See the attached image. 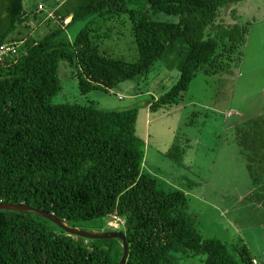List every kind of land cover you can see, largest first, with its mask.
Listing matches in <instances>:
<instances>
[{"label": "trees", "instance_id": "1", "mask_svg": "<svg viewBox=\"0 0 264 264\" xmlns=\"http://www.w3.org/2000/svg\"><path fill=\"white\" fill-rule=\"evenodd\" d=\"M5 1L0 44L22 41L26 48L0 63V203L33 207L69 227L93 224L97 232L114 231L107 223L116 215L123 224L115 230L123 229L127 244L124 264H190L201 256L204 264H259L242 239L205 238L188 195L144 170L136 109L52 101L62 89L63 67L75 78L79 96H86L146 77L155 63L173 57L177 81L151 96L148 108L181 105L197 75L216 76L240 64L252 22L230 24L220 16L242 0H62L47 16L54 28L39 38L28 31L29 37L10 39L18 25L30 26L23 0ZM235 12H229L233 19ZM159 13L176 22L155 20ZM122 14L132 22L138 53L133 62L98 47L110 32L95 23ZM78 21L85 26L70 40L67 29ZM238 137L246 162L257 169L251 180L264 205V114ZM178 145L175 138L169 150L175 162L185 153ZM122 251L118 239L73 236L33 211L0 209V264H117Z\"/></svg>", "mask_w": 264, "mask_h": 264}, {"label": "rangeland", "instance_id": "2", "mask_svg": "<svg viewBox=\"0 0 264 264\" xmlns=\"http://www.w3.org/2000/svg\"><path fill=\"white\" fill-rule=\"evenodd\" d=\"M61 1L23 0V12L30 27L18 25L7 38L29 35L39 38L46 34L56 26L47 18L48 13ZM5 4V0H0V23ZM40 5L42 9L39 10ZM231 8L236 9L234 19L229 15ZM220 18L230 24L234 20L239 24L243 20L252 22L241 62L216 76L197 75L183 103L177 107L155 111L148 108L151 96L157 98L177 81L178 70L173 57L155 63L146 77L122 82L107 93L92 91L86 96H79L75 78L63 67L59 70L62 89L52 101L76 99L80 103L92 101L105 109H136L134 129L144 143V170L188 195L196 229L205 238L216 237L228 243L242 239L255 260L264 264V205L257 200L263 192L253 188L258 185H253L251 173H256L257 169L253 168V163L246 162L237 144L238 136L251 120L264 114V0H242L226 7ZM154 19L176 22L175 16L162 13L156 14ZM67 20L69 17L60 24L64 26ZM85 22H75L67 29L70 40ZM131 23L128 14L95 23L99 30L110 32L108 38L98 42L100 53L127 62L135 61L138 53L131 35ZM15 46L18 51L26 48L22 41H17ZM175 138L178 146L185 148L179 162L174 161L178 158L169 151ZM93 226L85 224L80 229L97 232ZM204 258L195 257L190 264H204Z\"/></svg>", "mask_w": 264, "mask_h": 264}, {"label": "water", "instance_id": "3", "mask_svg": "<svg viewBox=\"0 0 264 264\" xmlns=\"http://www.w3.org/2000/svg\"><path fill=\"white\" fill-rule=\"evenodd\" d=\"M0 209L5 210H18V211H33L42 217L50 220L52 223L62 228L66 233L72 234L73 236H80L87 239H118L122 243V254L117 264H124L125 258L127 256V244L125 242L124 236L119 231H101V232H92L85 231L75 227L67 226L63 221L56 218L53 214L35 209L30 206H25L23 204H10V203H0Z\"/></svg>", "mask_w": 264, "mask_h": 264}, {"label": "built area", "instance_id": "4", "mask_svg": "<svg viewBox=\"0 0 264 264\" xmlns=\"http://www.w3.org/2000/svg\"><path fill=\"white\" fill-rule=\"evenodd\" d=\"M41 9V6H38ZM16 53L15 42L12 43H2L0 44V63L3 62L5 57L12 56ZM108 226L114 230L119 227L120 224H123V220L117 217L116 215H111L110 220L108 221Z\"/></svg>", "mask_w": 264, "mask_h": 264}, {"label": "crops", "instance_id": "5", "mask_svg": "<svg viewBox=\"0 0 264 264\" xmlns=\"http://www.w3.org/2000/svg\"><path fill=\"white\" fill-rule=\"evenodd\" d=\"M68 21V20H67Z\"/></svg>", "mask_w": 264, "mask_h": 264}]
</instances>
